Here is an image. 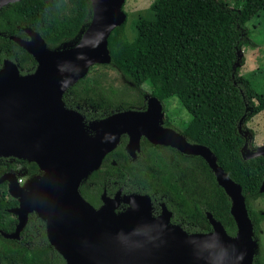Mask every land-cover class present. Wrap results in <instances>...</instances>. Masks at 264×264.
<instances>
[{
    "label": "trees",
    "instance_id": "trees-1",
    "mask_svg": "<svg viewBox=\"0 0 264 264\" xmlns=\"http://www.w3.org/2000/svg\"><path fill=\"white\" fill-rule=\"evenodd\" d=\"M151 9L154 19L133 21L136 35L132 41L127 39L125 21L112 30L107 42L110 64L132 82L136 97L128 101L100 97L88 77L91 66L64 92V105L78 111L89 123L116 112L144 109V84L151 89L149 95L161 102L176 96L192 116L183 136L189 143L208 147L217 164L241 185L256 236L264 216L253 208V202L264 196V163L259 164L264 157L245 159L242 147L246 145L251 151L256 148L254 131L246 123L264 110V93L256 91L250 79L239 72L238 64H243L244 58L238 57V51L255 46L246 22L261 11L264 18V0H237L233 7L227 0H154ZM91 15L89 0H20L3 6L0 67L7 59L22 75L34 71L35 59L10 38L25 37L24 28L38 32L49 49H58L79 41ZM126 141L122 136L100 166L81 182L79 192L85 200L96 206L103 191L112 193L121 187L124 193L148 195L156 206L165 204L171 212L170 222L179 224L187 234L211 231L209 212L228 235H235L230 198L201 156L161 144L148 154L144 143L149 142L143 138L136 161L143 159L145 163L137 164L124 149ZM112 160L116 163L112 164ZM246 166L255 171L253 183L245 180ZM26 168L31 179L41 173L33 162H28ZM17 205L6 185L0 183V231H14L17 218L9 209ZM0 263L66 264L50 245L45 222L35 212L28 214L18 239L5 238L0 233ZM252 264H263L259 253H254Z\"/></svg>",
    "mask_w": 264,
    "mask_h": 264
},
{
    "label": "water",
    "instance_id": "water-1",
    "mask_svg": "<svg viewBox=\"0 0 264 264\" xmlns=\"http://www.w3.org/2000/svg\"><path fill=\"white\" fill-rule=\"evenodd\" d=\"M17 1L0 0V8ZM89 1L91 20L73 46L49 49L41 35L28 27L24 28L27 39L10 36L32 55L36 67L24 75L10 60L0 67V157L33 162L41 173L29 181L35 185L32 189L20 186L14 173L0 177V183L8 181V194L18 200L9 209L17 217L15 229L0 231L1 235L18 239L28 214L35 212L45 222L50 245L66 264H252L253 225L242 187L217 164L208 147L189 143L181 133L161 126L160 100L149 95L145 111L124 110L89 123L78 111L65 107L62 97L70 86L94 64L111 62L108 37L127 19L125 0ZM122 135L128 137L125 149L132 157L140 149L142 136L153 144L201 156L230 198L235 235H228L209 212L212 230L187 234L180 225L170 223L171 212L165 204L154 217L151 198L144 194L120 197L117 192L109 199L104 192L98 208L85 200L79 192L81 182L100 166ZM259 155L264 156V146L253 151L242 147L246 158ZM120 201L128 207L117 213Z\"/></svg>",
    "mask_w": 264,
    "mask_h": 264
},
{
    "label": "rangeland",
    "instance_id": "rangeland-1",
    "mask_svg": "<svg viewBox=\"0 0 264 264\" xmlns=\"http://www.w3.org/2000/svg\"><path fill=\"white\" fill-rule=\"evenodd\" d=\"M153 1L154 0L124 1L123 10L127 15L125 33L129 41H132L136 35V30L133 25L134 20L142 17L147 19L155 18V14L151 9ZM227 1L230 7L235 6L237 3V0ZM246 26L249 37L255 46H245L238 51V57L244 58V63L241 65L238 64L239 72L250 79L256 91L264 93L263 12H259L257 15L248 20L246 22ZM88 77L92 80L94 89L100 97L115 101H128L136 97V90L132 82H130L115 65L110 63L94 64L88 72ZM142 89L146 92L145 97L148 98L151 91L149 85H142ZM162 103L163 109L159 122H162L165 119L168 120L180 131L179 133L182 134V132L188 129L192 116L186 111L176 96L165 98ZM246 126L254 131V142L256 147L264 146V110L252 116L247 121ZM244 158L251 159L246 157ZM263 163L264 162L261 161L259 164L261 165ZM23 167L25 166L21 165L20 169ZM241 172L242 171L240 170L238 173L240 174ZM253 173L255 174V171L246 166L244 168L245 180H249L253 183ZM29 181L23 175L20 176V180H17L18 184L23 187L27 186ZM261 190L264 192V182L262 183ZM253 208L264 216V196H261L253 202ZM253 239L254 253H259L264 264V220L261 222L259 232L256 236H253Z\"/></svg>",
    "mask_w": 264,
    "mask_h": 264
},
{
    "label": "flooded vegetation",
    "instance_id": "flooded-vegetation-1",
    "mask_svg": "<svg viewBox=\"0 0 264 264\" xmlns=\"http://www.w3.org/2000/svg\"><path fill=\"white\" fill-rule=\"evenodd\" d=\"M24 34H25V37H21V38L27 39L28 37H27V35H26L25 32H24ZM144 100H145V108H144V109L138 108V109H136V110H134V111H145V110L147 109V98L145 97V95H144ZM82 116H83V115H82ZM83 118H84V117H83ZM84 121H85V119H84ZM164 121L169 122V121L166 120V119L163 120L162 123H161V126H162V127H164V128H172V129H174L176 132H180V131H179V130H178L173 124H171V122H169L170 125H166ZM122 136H126V135H122ZM126 138H127V141H128V137H127V136H126ZM143 138L146 139V138L143 137V136L140 138V149L136 151L134 157H132L131 155H129V154L127 153V151H126V149H125V146H126V144H127V141H126V144H125V146H124V149H125L127 155L129 156V158L131 159V161H136L137 158H138V156H139V153H141V143H142ZM146 140H147V139H146ZM147 141H148V140H147ZM148 142H149V144H148V143H144V144H146L145 151H146L148 154H150V153L152 152V150H153L154 148H156L155 146H156L157 144H153V143H151L150 141H148ZM122 161H123V163H127L124 159H122ZM111 163H112V164H115L116 161H115V160H112ZM136 163H137V164H144L145 161H144L143 159H140V160L138 159V161H136ZM21 165H24L25 167H23V168L20 169ZM27 165H28V162L25 161V160L17 159V158H14V157H0V177H1L2 175L6 174V173H14L15 176H16V179H17V180H18V179L20 180V176L23 175V176L29 181V180H31V175H29V174L27 173V168H26ZM2 183H4V184L6 185V188L8 189V181H4V182H2ZM27 188H28V189H32V188H34V185L28 184V185H27ZM104 192H105V194H106V197H108L109 199L114 198V196H115V194H116L117 192H120V197H123L124 195L132 194V193H124V192L122 191V188H121V187H117V188L115 189V191L112 192V193H107L106 191H103V193H104ZM7 193H8V191H7ZM103 193L100 194V196H99V198H100V203H99L98 205H96V206L92 204L94 207L98 208V207H100V206L103 204V203H102V199H101V196L103 195ZM11 197H12V196H11ZM13 198H14V197H13ZM15 199H16V198H15ZM16 200H17V199H16ZM17 202H18V200H17ZM151 202H152V201H151ZM161 204H162V203H159V204L156 206V205H154V204L152 203V215H153L154 217H157V216L160 215V213H161ZM127 207H128L127 204H125V203H123L122 201H120L119 205L115 208V212L120 213V212L126 210ZM16 218H17V217H16ZM170 223H171V222H170ZM171 224H176V223H171ZM178 225H179V224H178Z\"/></svg>",
    "mask_w": 264,
    "mask_h": 264
},
{
    "label": "bare ground",
    "instance_id": "bare-ground-1",
    "mask_svg": "<svg viewBox=\"0 0 264 264\" xmlns=\"http://www.w3.org/2000/svg\"><path fill=\"white\" fill-rule=\"evenodd\" d=\"M34 185V184H33ZM35 186V185H34ZM20 204H21V206H23V201H22V199H20ZM100 213V212H99ZM128 213H125V214H123V215H121L120 217H119V221H121L122 220V218H123V216H126ZM101 220L103 221V217H101ZM172 229H174V227H172ZM165 231H166V229H165Z\"/></svg>",
    "mask_w": 264,
    "mask_h": 264
}]
</instances>
